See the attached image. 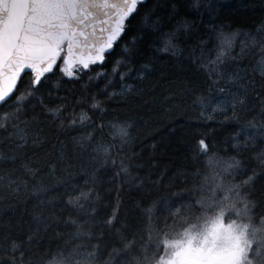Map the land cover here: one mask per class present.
<instances>
[{"label":"trees","instance_id":"obj_1","mask_svg":"<svg viewBox=\"0 0 264 264\" xmlns=\"http://www.w3.org/2000/svg\"><path fill=\"white\" fill-rule=\"evenodd\" d=\"M262 26L264 0H144L103 64L70 79L57 61L36 88L22 73L0 104V261L161 264L221 212L264 238Z\"/></svg>","mask_w":264,"mask_h":264},{"label":"snow or ice","instance_id":"obj_2","mask_svg":"<svg viewBox=\"0 0 264 264\" xmlns=\"http://www.w3.org/2000/svg\"><path fill=\"white\" fill-rule=\"evenodd\" d=\"M142 3L144 0H18L13 5L18 9L16 14L12 18H0V74L3 76L0 103L8 101L16 91L17 83L25 70L34 74L32 87L36 88L43 82L45 74L57 66V61L62 63L60 70L70 79L78 76L81 71L89 70L91 65L103 64ZM184 27L189 26L185 24ZM174 37L175 33L165 37L161 51L174 50ZM218 39L220 51L214 60L204 65L214 83L223 79L221 65L225 61L224 45L230 47L232 38L221 32ZM261 52L264 53V48H261ZM261 60L264 61V55ZM239 79V72L229 77V81ZM200 102L204 104L207 100L202 98ZM239 103L243 104L245 100L240 98ZM92 107L96 108L98 105L93 104ZM121 132L127 136L125 130L121 129ZM199 145L200 150L207 152L208 145L204 140H200ZM238 163L237 161L235 166ZM232 167L234 165H228V168ZM120 170L124 173L128 171L122 162ZM238 188L239 185L229 189L235 191L237 198ZM87 199L88 196L82 192L75 199L70 198L69 204L83 207L81 201ZM222 217L223 212L206 230V235L188 236L186 245L183 241L167 243L168 248L176 249L172 253L176 260L170 264H264V238L254 239L256 233L248 231L247 226L237 234L235 226H225ZM115 219L116 215L113 213L107 219V225L111 226ZM70 222L76 223L74 220ZM261 223L264 224V221ZM12 247L13 252L18 248L15 244ZM128 247L130 244L126 243L125 248ZM0 264L3 262L0 261ZM12 264H16L15 259ZM53 264H64V261L55 260ZM138 264L149 262L146 258Z\"/></svg>","mask_w":264,"mask_h":264},{"label":"rangeland","instance_id":"obj_3","mask_svg":"<svg viewBox=\"0 0 264 264\" xmlns=\"http://www.w3.org/2000/svg\"><path fill=\"white\" fill-rule=\"evenodd\" d=\"M218 217V216H217ZM216 217V218H217ZM215 218V219H216ZM223 218V217H222ZM215 219H213V220H211L210 222H208L206 225H204V227L203 228H201V229H199L198 231H195V232H193L192 234H191V232L190 233H188V232H184V233H182V234H180V235H178L177 237H175V239H173V240H171L170 241V243H175V242H178V241H183V242H185V245H186V241H187V239H188V236H197V237H199V236H201V235H206L207 234V229H209L210 227H211V224H212V222L215 220ZM224 220V219H223ZM224 224H225V226L227 225V224H233L234 226H235V229H236V233L238 234L241 230H244L245 229V226H247V230L248 231H254L255 233H256V235L255 236H253V238L254 239H256V240H260L261 239V234H260V232H261V230L260 229H250L249 227H248V225H246V224H243V223H239V222H233V221H225L224 220ZM176 249H172V248H169V250H168V252H167V257L164 259V261H163V264H170V262H172V261H175L176 260V258L172 255V253L175 251ZM162 261V260H161Z\"/></svg>","mask_w":264,"mask_h":264},{"label":"water","instance_id":"obj_4","mask_svg":"<svg viewBox=\"0 0 264 264\" xmlns=\"http://www.w3.org/2000/svg\"><path fill=\"white\" fill-rule=\"evenodd\" d=\"M17 3L18 0H0V18H3L5 16H7L8 18H12L18 11L17 8L13 7V5H16ZM6 5L7 7H5ZM81 51L86 52L87 50L81 49ZM25 71H30V70H25ZM2 81H3V76L2 74H0V87L3 86Z\"/></svg>","mask_w":264,"mask_h":264}]
</instances>
